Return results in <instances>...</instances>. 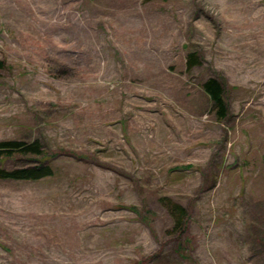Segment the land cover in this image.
<instances>
[{
	"label": "rangeland",
	"instance_id": "obj_1",
	"mask_svg": "<svg viewBox=\"0 0 264 264\" xmlns=\"http://www.w3.org/2000/svg\"><path fill=\"white\" fill-rule=\"evenodd\" d=\"M0 59L44 151L1 163L54 169L0 178V264H264V0H0Z\"/></svg>",
	"mask_w": 264,
	"mask_h": 264
},
{
	"label": "trees",
	"instance_id": "obj_2",
	"mask_svg": "<svg viewBox=\"0 0 264 264\" xmlns=\"http://www.w3.org/2000/svg\"><path fill=\"white\" fill-rule=\"evenodd\" d=\"M200 63L199 56L196 52H190L187 55V68L190 70ZM5 67V62L0 59V69ZM202 87L209 96L216 108L218 120H223L228 115V105L225 100V87L221 80L216 77H209L202 83ZM43 145L38 139L33 141H24L20 139L0 140V178L14 180H37L46 176L53 175L54 169L48 164H38L34 166H21L8 169L2 165V160L12 157L15 154H36L43 153ZM161 201L167 206L169 212L174 218V228L184 230L188 219L187 209L179 202L173 201L169 197H162Z\"/></svg>",
	"mask_w": 264,
	"mask_h": 264
}]
</instances>
